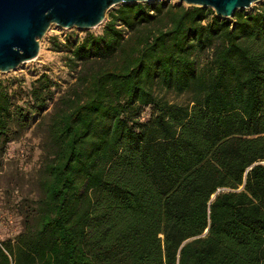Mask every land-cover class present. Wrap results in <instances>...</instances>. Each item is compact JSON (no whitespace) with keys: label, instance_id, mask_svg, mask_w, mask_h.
<instances>
[{"label":"trees","instance_id":"trees-1","mask_svg":"<svg viewBox=\"0 0 264 264\" xmlns=\"http://www.w3.org/2000/svg\"><path fill=\"white\" fill-rule=\"evenodd\" d=\"M65 38L76 77L42 121L37 216L0 264H264V5H120ZM56 86L0 80V155Z\"/></svg>","mask_w":264,"mask_h":264},{"label":"rangeland","instance_id":"rangeland-1","mask_svg":"<svg viewBox=\"0 0 264 264\" xmlns=\"http://www.w3.org/2000/svg\"><path fill=\"white\" fill-rule=\"evenodd\" d=\"M160 2L177 3L176 0H158L154 3ZM263 5L264 0H260L244 11L252 12ZM117 7L111 8L109 12ZM102 26L103 23L90 30H79L51 25L39 40L36 58L21 64L15 71L0 72V80L18 79L25 81V84L41 74H47L57 85L54 101L47 106L43 117L34 118L30 128L18 140L9 143L5 152L0 155V244L6 241L13 243L24 228L33 225L36 219L40 198L39 181L45 159V130L42 124L51 114L53 103L71 87L76 77V74L65 66V53L54 52L50 41L55 37L58 42L64 43L66 36L77 39L83 37L85 32L100 34ZM155 94L169 104L184 106L189 101V95L186 93L177 95L156 89Z\"/></svg>","mask_w":264,"mask_h":264},{"label":"water","instance_id":"water-1","mask_svg":"<svg viewBox=\"0 0 264 264\" xmlns=\"http://www.w3.org/2000/svg\"><path fill=\"white\" fill-rule=\"evenodd\" d=\"M156 1L0 0V72L15 71L21 64L36 58L39 40L51 25L63 29L90 30L104 23L109 10L115 6ZM176 1L185 6L210 8L216 17L231 19L235 12L248 9L260 0ZM206 233L207 230L202 236Z\"/></svg>","mask_w":264,"mask_h":264},{"label":"crops","instance_id":"crops-1","mask_svg":"<svg viewBox=\"0 0 264 264\" xmlns=\"http://www.w3.org/2000/svg\"><path fill=\"white\" fill-rule=\"evenodd\" d=\"M241 188H242V187H241ZM241 188H240V189H241ZM240 189H239V190H240Z\"/></svg>","mask_w":264,"mask_h":264}]
</instances>
